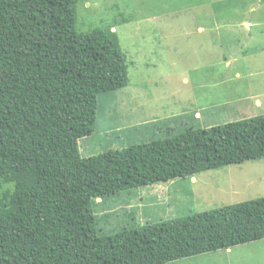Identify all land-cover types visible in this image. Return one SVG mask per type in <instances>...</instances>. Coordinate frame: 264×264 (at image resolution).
<instances>
[{"label":"trees","instance_id":"obj_1","mask_svg":"<svg viewBox=\"0 0 264 264\" xmlns=\"http://www.w3.org/2000/svg\"><path fill=\"white\" fill-rule=\"evenodd\" d=\"M76 4L0 0V264H167L263 240L264 198L97 231L98 199L264 158V115L163 139L166 122L133 126L141 142L82 155L129 76L113 27L77 32Z\"/></svg>","mask_w":264,"mask_h":264},{"label":"rangeland","instance_id":"obj_2","mask_svg":"<svg viewBox=\"0 0 264 264\" xmlns=\"http://www.w3.org/2000/svg\"><path fill=\"white\" fill-rule=\"evenodd\" d=\"M76 15L79 33L113 27L129 76L125 89L113 99L100 97L98 131L79 141L81 148L88 146L93 153L106 149L102 126L105 134L111 135L109 142H121L124 145L117 147H123L128 144L120 136L132 132L133 126L166 122V129L159 133L163 139L188 128L224 125L229 118L234 122L238 115L227 116L223 109L213 111L212 107L227 106L248 96L249 90L262 102L261 112L256 111L253 117L264 115V59L257 55L259 47H264V0H77ZM221 22H253L252 37L262 41L252 44L258 52L247 54L249 63L239 52L232 69L222 65L223 57L249 36H227L231 29ZM198 26L204 28V34L198 33ZM251 68L257 73H245L242 81L233 80L236 72L250 73ZM197 111L201 112L200 120L193 119ZM135 132L143 134L139 129ZM125 136L131 144L141 142L136 133ZM81 154L85 155L83 150ZM191 178H176L100 199L93 207L97 231L110 236L132 225L184 218L264 198V158L200 173L195 182H189ZM9 187L0 180V193ZM232 250L229 256L223 250L198 255L200 263L197 260L194 264H264V239ZM243 255L246 257L241 261ZM167 264L189 263L179 260Z\"/></svg>","mask_w":264,"mask_h":264},{"label":"crops","instance_id":"obj_3","mask_svg":"<svg viewBox=\"0 0 264 264\" xmlns=\"http://www.w3.org/2000/svg\"><path fill=\"white\" fill-rule=\"evenodd\" d=\"M221 23L224 26L230 27V29H231V31L229 33H227V36H231L232 38H235V39L243 38L245 35L249 36V40H247V41L243 42L241 45H239V47H237L233 53H228L227 56L223 57V64L222 65L226 69L230 70V69H232V65L234 63H236V61L238 60L239 52H240V56L243 57V61L246 62L247 61V59H246L247 54L249 52H251V56L258 52L257 50L252 49V44L255 43L256 41H262V39L258 36H255V35H254V37H252L253 35H252L251 27L254 26L253 22H240V23L229 24V25H226L223 22H221ZM216 28H217V31L219 32L220 27L218 25H216ZM196 29H197L198 33H200V34L205 33V30L202 26H198ZM257 44H259V43H257ZM245 47H246V50L244 52H241ZM259 49H260V52L257 55L260 57V59L261 58L264 59V47L260 46ZM245 73H247L249 75H253V74L257 73V70L254 71L251 68L250 73H249V70H244L243 72H236L235 78L233 80H236V81L245 80V76L247 75ZM247 89L249 90V86H247ZM261 108H262V102L258 98H255V95L249 90L248 96H246L244 98H238V99L230 102L227 106H225V105L213 106L212 110L217 111L218 109H223L224 113L227 116L238 115L239 117L237 120H242L245 118L246 119L247 118H254L253 116H254V114H256V111H258ZM258 112H261V111H258ZM260 116H262V115H260ZM194 117L197 120L198 119L200 120L201 119V112H199V111L195 112ZM256 117H258V116H256ZM228 120H229V121H227L228 123L233 122V121H230V120H232V118H229ZM236 121H234V122H236ZM128 126H132V125L129 124ZM130 133L131 132L128 133L126 131V133H124V134H122V136H120V140L122 142H124V141L131 142L130 138L125 136V135L128 136V134H130ZM109 141L110 140H107L105 142H109ZM82 150L85 153L84 156H91L94 154L93 151L88 146H86L84 148H81V146H80V151L82 152ZM195 181H196L195 178H191V180L189 182H195ZM176 200H178V199H176ZM260 241L261 240H259V242ZM248 244H251V243H248ZM248 244L240 245L239 247H245ZM236 247H238V246H236ZM233 248H235V247H233ZM233 248L223 250V251L226 252V254L228 256H229V254L233 255V250H232ZM245 257L246 256H244V255L241 256V261H242V259H245ZM197 260L199 261V258L195 257V258H191V259H184L183 261L186 263H189V264H194L197 262ZM234 260L239 261L240 259L238 257H235ZM199 263H200V261H199Z\"/></svg>","mask_w":264,"mask_h":264},{"label":"clouds","instance_id":"obj_4","mask_svg":"<svg viewBox=\"0 0 264 264\" xmlns=\"http://www.w3.org/2000/svg\"><path fill=\"white\" fill-rule=\"evenodd\" d=\"M193 178H195V177H193ZM100 199H98L97 201H99Z\"/></svg>","mask_w":264,"mask_h":264}]
</instances>
